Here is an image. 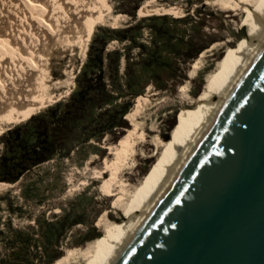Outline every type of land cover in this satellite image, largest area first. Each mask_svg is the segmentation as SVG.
<instances>
[{"label": "rangeland", "instance_id": "obj_1", "mask_svg": "<svg viewBox=\"0 0 264 264\" xmlns=\"http://www.w3.org/2000/svg\"><path fill=\"white\" fill-rule=\"evenodd\" d=\"M9 1L0 0V29L30 44L42 27L37 12ZM101 1L106 10L91 26L85 57L78 43L63 41L51 45L43 60L51 91L72 82L71 92L6 125L0 135V182L13 183L0 191V264H51L67 248L103 235L97 226L103 211L112 219H124L125 214L112 207L113 197L102 191L108 174L98 177L95 171L111 157L107 146L131 127L128 112L139 97L149 98L138 115L145 141L120 169L133 174L134 183L158 158L157 135L169 140L178 115L195 101L221 54L249 32L241 23L245 14L206 0H157L179 4L183 16H141L138 9L144 0ZM117 14L124 20L115 28L111 17ZM228 39L229 45L212 55L211 44ZM206 48L201 63L211 68L197 69L189 77L193 61ZM6 57L16 78L20 61L15 54Z\"/></svg>", "mask_w": 264, "mask_h": 264}, {"label": "bare ground", "instance_id": "obj_2", "mask_svg": "<svg viewBox=\"0 0 264 264\" xmlns=\"http://www.w3.org/2000/svg\"><path fill=\"white\" fill-rule=\"evenodd\" d=\"M16 1L37 12L36 21L38 20L42 27L38 28L39 33H33L30 44L23 39L20 43L12 34L0 29V135L5 132L6 125L17 123L28 112L51 105L71 92L72 82L67 83L61 91H51L50 75L48 72L45 73L46 68L43 64L45 55L48 54L51 45L57 46L63 41H69L71 44H79L81 58H84L91 26L99 21L102 12L106 10L101 0H10L9 2ZM206 1L217 5L219 9L245 14L241 23L242 26L249 27L247 36L238 40L235 46L226 49L213 68L201 63V57L208 48L200 52L193 61L188 75L193 77L197 69L211 68L202 90L195 101L178 115L169 140L159 139L157 135L154 139V148L159 153L156 162L142 179L131 183L134 175L131 173L126 175L120 169L127 164V159L129 160L128 157L135 151V147L146 138L143 131H138V115L149 98L144 96L138 98L135 108L127 114L131 127L126 129L118 142L107 146L111 157L107 155L104 158L102 169L94 170L98 177H105V174H108L103 181L102 191L113 197L112 207L117 212L124 213L122 217L124 219H112L109 211H103L97 222V226L102 227L103 235L84 246L67 248L65 253L51 264H113L115 262L263 45L264 0ZM167 13L183 16L184 10L179 4L164 5L157 0H144L138 9V14L141 16ZM122 15L111 17L114 24L112 27H118L117 24L124 20ZM33 18L31 15V19ZM229 43V39L212 43L211 48L215 50L212 55L217 56ZM14 54L17 58L13 57ZM6 56L20 61L16 68L19 73L16 76L23 78L22 81L19 82V78L10 75L13 67L8 64L10 59L8 61ZM183 90H186V87H183ZM11 185L13 183L0 182V191Z\"/></svg>", "mask_w": 264, "mask_h": 264}, {"label": "water", "instance_id": "obj_3", "mask_svg": "<svg viewBox=\"0 0 264 264\" xmlns=\"http://www.w3.org/2000/svg\"><path fill=\"white\" fill-rule=\"evenodd\" d=\"M113 264H264V43Z\"/></svg>", "mask_w": 264, "mask_h": 264}, {"label": "trees", "instance_id": "obj_4", "mask_svg": "<svg viewBox=\"0 0 264 264\" xmlns=\"http://www.w3.org/2000/svg\"><path fill=\"white\" fill-rule=\"evenodd\" d=\"M137 8H138V6L136 7V9H137ZM153 16H154V15H153ZM158 16H160V15H158ZM137 96H138V95H137ZM137 96H136V97H137Z\"/></svg>", "mask_w": 264, "mask_h": 264}]
</instances>
